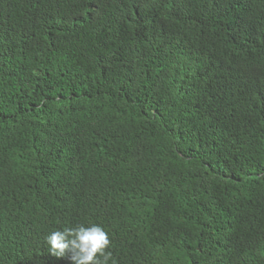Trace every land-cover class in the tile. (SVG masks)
<instances>
[{"label": "trees", "instance_id": "16d2710c", "mask_svg": "<svg viewBox=\"0 0 264 264\" xmlns=\"http://www.w3.org/2000/svg\"><path fill=\"white\" fill-rule=\"evenodd\" d=\"M264 264V0H0V264Z\"/></svg>", "mask_w": 264, "mask_h": 264}, {"label": "clouds", "instance_id": "9594fccd", "mask_svg": "<svg viewBox=\"0 0 264 264\" xmlns=\"http://www.w3.org/2000/svg\"><path fill=\"white\" fill-rule=\"evenodd\" d=\"M45 242L51 254L63 257L69 253L74 264H117L109 250V234L97 223L57 228L49 232Z\"/></svg>", "mask_w": 264, "mask_h": 264}]
</instances>
